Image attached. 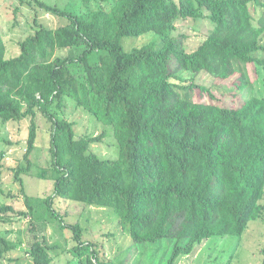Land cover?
<instances>
[{
    "label": "trees",
    "instance_id": "1",
    "mask_svg": "<svg viewBox=\"0 0 264 264\" xmlns=\"http://www.w3.org/2000/svg\"><path fill=\"white\" fill-rule=\"evenodd\" d=\"M20 1L34 7L32 0ZM82 1L89 6L92 0ZM101 1L108 6L76 14L36 0L67 22L57 28L36 24L16 57H7L0 29V121H31V164L42 115L50 168L59 173L41 216L70 229V252L79 264L115 263L102 259L101 244L85 238L83 225L65 223L53 199L112 208L136 244L156 248L167 240L164 251L157 256L154 250L144 264H176L212 237L242 236L251 221L264 218V97L218 105L198 80L240 74L237 92H252L250 66L257 72L264 63L258 56L264 51V0ZM203 17L214 29L188 52L174 35L176 22ZM148 33L154 40L128 49L123 43ZM195 88L207 91L211 101H195ZM68 99L113 127L118 158L91 152L104 133L77 137L75 123L62 115ZM5 155L0 151V169ZM5 193L0 185V196ZM11 211L16 213L0 197V218L9 221ZM58 247L35 235L28 253L33 264H52ZM13 249L0 234V264Z\"/></svg>",
    "mask_w": 264,
    "mask_h": 264
},
{
    "label": "rangeland",
    "instance_id": "2",
    "mask_svg": "<svg viewBox=\"0 0 264 264\" xmlns=\"http://www.w3.org/2000/svg\"><path fill=\"white\" fill-rule=\"evenodd\" d=\"M34 7L23 4L20 0H0V29L7 44V57H16L20 54L19 42L34 33L36 24H44L57 28L66 23V18L55 16L41 8L36 0ZM53 6L80 14L99 5L108 6L99 0H92L86 6L82 0H43ZM261 12L263 9L261 8ZM36 20L38 23H36ZM174 35L178 37L188 52L194 51L213 31L214 24L207 17L195 19H180L176 22ZM148 33L144 38L125 37L123 43L126 48L145 44L154 40ZM73 51H59L58 54L68 55ZM264 59V51L258 53ZM176 66L173 58L170 67ZM258 71L250 66V76L254 81L251 90L240 93L235 88V82L240 74L227 80L211 81L202 75L198 83L206 86L214 95L213 102L224 106H239L251 94L264 97V63L257 64ZM258 75V77H257ZM189 77V75H187ZM257 77V78H256ZM190 78V77H189ZM256 78V79H255ZM237 95H236V94ZM193 98L197 102H210V94L195 88ZM68 99L67 106L62 115L75 123L77 137L88 135H101V142L91 145V152L102 158L116 159L120 155V148L114 135L113 127L105 125L97 118L72 104ZM29 119L12 121L6 124L0 121V151L6 153L0 169V185L5 190L1 201L12 205L15 212H9V221L0 218V234L6 236L15 246L1 261V264H33L28 249L34 241L35 235H46L50 244L59 247L54 251L52 264H79V258L70 252L72 232L63 229L61 221L56 218H46L43 200L54 195L55 180L59 173L50 168V135L46 130L47 122L42 115L38 116L39 134L38 143L31 156L26 157L27 141L30 132ZM17 173H20L18 175ZM22 178L24 186L21 185ZM54 206L56 212L65 220L66 224L79 222L85 230V238L101 244V257L103 260L115 264H144L145 260L157 251L159 256L165 249L167 240L155 245L136 244L128 231L119 225V217L112 208L91 206L84 203H71L63 198H56ZM29 203L35 207L30 211ZM27 211L28 215L19 212ZM264 245V218L251 221L248 229L242 236L212 237L189 256H182L176 264H262V247ZM152 246V248L150 247Z\"/></svg>",
    "mask_w": 264,
    "mask_h": 264
}]
</instances>
